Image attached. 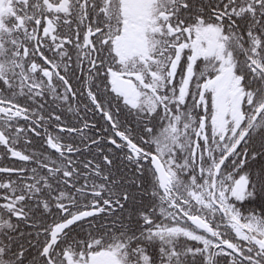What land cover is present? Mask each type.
Returning a JSON list of instances; mask_svg holds the SVG:
<instances>
[{
  "label": "snow or ice",
  "instance_id": "snow-or-ice-1",
  "mask_svg": "<svg viewBox=\"0 0 264 264\" xmlns=\"http://www.w3.org/2000/svg\"><path fill=\"white\" fill-rule=\"evenodd\" d=\"M0 264H264V0H0Z\"/></svg>",
  "mask_w": 264,
  "mask_h": 264
}]
</instances>
